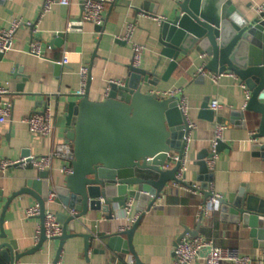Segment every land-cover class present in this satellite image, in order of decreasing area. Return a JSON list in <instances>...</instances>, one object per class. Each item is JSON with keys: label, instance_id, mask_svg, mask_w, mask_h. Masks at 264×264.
<instances>
[{"label": "crops", "instance_id": "1", "mask_svg": "<svg viewBox=\"0 0 264 264\" xmlns=\"http://www.w3.org/2000/svg\"><path fill=\"white\" fill-rule=\"evenodd\" d=\"M45 1L0 0V30L10 28L18 20L33 22L36 26L35 30L25 25L20 27L12 50L0 56V86L9 91L7 97H0V107L4 100L13 104L10 119L5 124L0 123V162L38 159L64 142L65 108L79 101L81 70L88 71L86 90L90 75L92 77L90 100L93 102L107 99L106 89L111 81L125 83L130 79L132 45L123 40L130 24L136 25L132 42L146 47L141 69L156 71L161 78L170 64L161 54L163 47L158 30L161 22L155 17L172 18L178 10L175 0H116L106 5L104 22L100 26L84 19L82 0H73L70 7L50 0L54 3L52 11L38 19ZM233 1L243 11L251 7L254 12L264 6V0ZM98 27L103 28L102 32ZM59 34H64L65 38L56 46L52 42ZM35 42L41 43L43 59L30 54ZM64 58L68 59V65L62 64ZM207 60L206 56L196 53L190 59L181 58L170 78L144 89L151 95L180 90L177 97L187 98L191 117L197 123L190 144L185 183L177 187L173 183L168 185L152 211L144 215L134 235V249L144 264H174L176 242L185 230L196 231L201 222L198 208L206 199L200 191L202 182L197 163L203 152L210 151L216 125L199 118L205 104L210 106L213 100L222 103L224 110L217 117L228 123L222 141L226 147L213 173L211 193L226 198L241 188H248L251 194L264 200V152L253 149L256 144L263 146L264 139L252 140L257 125L249 124L245 130L229 123L231 113L243 110L248 103V94L231 73L219 84L198 76V69L206 66ZM46 107L52 115L54 134L41 139L28 130L24 120L32 112ZM62 165L55 163L52 172L60 184L65 179L59 171ZM39 174L40 171L31 165H18L0 174V218L12 194L23 188L27 180L38 179ZM194 186L198 187L197 193L192 190ZM35 204L37 201L31 196H22L11 203L5 215L7 239L4 242L15 241L20 253L37 245L35 236L42 226L41 221L26 215ZM49 209L66 215L61 204L54 203ZM141 215L135 202L129 213L119 210L113 220H107L103 214L90 213L76 224V233H92L95 240L91 248L86 253L83 238L70 239L64 244L57 264H127L134 257L114 253L108 241L101 238L126 232ZM199 233V237L212 241L216 247L237 248L242 255L250 256L254 264H264V250L260 248V241L252 236L251 229L242 223L232 224L230 217L221 211L204 217ZM59 248L60 242L47 241L40 252L25 256L16 264H55Z\"/></svg>", "mask_w": 264, "mask_h": 264}, {"label": "water", "instance_id": "2", "mask_svg": "<svg viewBox=\"0 0 264 264\" xmlns=\"http://www.w3.org/2000/svg\"><path fill=\"white\" fill-rule=\"evenodd\" d=\"M177 5L175 15L163 20L158 28L162 57L170 61L163 77L160 78L156 71L148 72L131 65V77L124 86L112 85L105 101L93 102L90 100V75L86 93L78 102L66 106L63 140L73 148V173L60 184L52 172H40L38 179L27 180L23 188L12 194L0 218V264H16L25 256L42 250L48 241L44 221L50 189L58 196L56 203L77 213L75 216L57 214L64 233L55 239L60 242L55 264L70 239L83 238L86 253L91 248L95 236L76 233V224L82 218L96 213L113 220L129 200L136 203L141 217L126 232L101 240H107L114 253L132 256L135 264H144L134 249L133 238L142 218L152 211L168 185L178 182L181 163L169 170L165 167L172 155L183 158L188 131L178 100L162 99L144 89L170 78L181 58L190 59L195 53L206 56V71L233 74L241 86L246 87L249 99L243 110L231 113L229 123L245 130L249 124L257 125L252 140L264 139V9L253 12L247 7L243 11L233 0H183ZM102 29L98 27L101 32ZM64 38V34H59L52 43L60 46ZM209 109L205 104L199 118L211 124L228 125L226 119L217 117ZM225 147L219 142L217 153ZM253 149L264 152V145L256 144ZM211 157L210 151H205L197 163L202 182L200 191L206 200L212 197L210 187L214 182V174L206 164ZM22 196H31L39 204L42 234L34 248L20 253L15 241L4 242L7 239L4 223L11 203ZM219 209L224 216L230 217L232 224L248 226L264 250L263 199L251 194L248 188H241L221 198ZM201 224L202 219L196 231L185 230L176 247L186 236L199 237Z\"/></svg>", "mask_w": 264, "mask_h": 264}, {"label": "built area", "instance_id": "3", "mask_svg": "<svg viewBox=\"0 0 264 264\" xmlns=\"http://www.w3.org/2000/svg\"><path fill=\"white\" fill-rule=\"evenodd\" d=\"M9 1V0H7ZM116 0H82V7L84 12V19L92 23L96 26L102 25L104 22V12L106 9L107 4L114 3ZM183 0H175L176 4L181 3ZM73 0H58L57 4L62 7H70L72 5ZM54 3L50 0H46L42 11L39 15L38 19H41L46 14L50 13L53 9ZM264 6H262L259 10H263ZM156 20L160 22L163 21L162 18L155 17ZM23 25L33 28L36 27L33 22H22L20 20L14 22L12 26L8 29H1L0 30V54H7L12 50L13 42L15 39L16 32L20 27ZM35 30V28H34ZM136 30L135 24H130L128 26V31L126 36L123 40L127 43L132 45V65L135 68H141L143 63V55L146 51V47L133 43L132 38L134 32ZM30 54L43 59V55L41 52V43L35 42L32 44L30 48ZM63 65H68L69 61L67 58H64ZM87 75L88 71L86 69L81 70L82 76V85L80 90L77 92L79 97L83 96L86 91L87 85ZM197 75L208 78L213 84H219L221 79L225 77L226 74H214L206 71L205 66H201L198 71ZM234 76V75H233ZM124 82L121 81H111L106 89L107 95H109L111 91L112 85L124 86ZM248 94V91L245 86H242ZM180 90L178 89H171L163 92L153 93L152 95H157L162 99L168 100H178L179 101V108L182 112L183 117L186 120L187 124V133L184 138L185 141V149L183 158L180 159L177 154H174L170 157L169 164L166 165L165 169L169 170L172 169L177 163H181V167L179 173L177 174V183H173V186H180L181 184L185 183L186 179V172L188 167V155L190 144L192 142V135L194 131L197 129V123L191 117V107L190 104L185 96L178 98L177 96L180 94ZM9 95V91L5 89L3 86H0V97H7ZM249 99V94H248ZM247 105V103H246ZM244 106V108L246 107ZM210 110H212L216 116H219L223 110L224 105L220 103L218 100H213L209 106ZM13 104L8 101L4 100V103L0 107V123L5 124L12 115ZM24 124L27 126L28 130L41 139L50 138L54 134V126L52 123V115L50 110L46 107L41 111H34L24 120ZM226 125L216 123L213 139L211 142L210 153L212 157L206 160V164L208 170L211 173L215 172L219 156L220 154L217 153L218 143L223 141L224 132L226 130ZM254 134V133H253ZM74 161V152L71 144L66 142L57 144L53 150L38 159L31 158V159H22L20 161H10V160H3L0 162V174H6L11 168L24 165V166H33L40 172L54 171V165L57 162L63 163L61 168L59 169L60 173L66 177L70 176L73 173L72 169V162ZM193 191L197 193L198 187H192ZM58 196L54 189H50L48 196L45 201V221H44V228H45V236L48 241H53L57 238L62 237L64 233V226L63 224L58 222L57 214L50 211L49 207L56 203ZM221 196L212 193V197L205 201L203 205H201L199 210V217L203 219L204 217L213 216V214L219 212V200ZM134 205L133 200H129L127 203L126 208L124 209L127 213H129ZM66 214L69 216H75L77 213L75 210H71L68 208H64ZM41 214V209L39 204H35L31 206L27 211L26 215L28 218H38ZM136 222V220H134ZM41 228H39L36 232L35 241L36 244L39 243L41 239ZM127 264H135L134 259H130ZM174 264H254L253 259L250 256L242 255L241 252L237 248H219L214 246L213 242L207 240L202 237L191 238V237H184L178 246L175 249V262Z\"/></svg>", "mask_w": 264, "mask_h": 264}]
</instances>
